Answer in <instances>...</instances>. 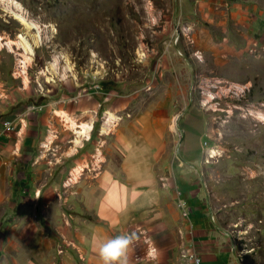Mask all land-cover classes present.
Listing matches in <instances>:
<instances>
[{
    "label": "rangeland",
    "instance_id": "obj_1",
    "mask_svg": "<svg viewBox=\"0 0 264 264\" xmlns=\"http://www.w3.org/2000/svg\"><path fill=\"white\" fill-rule=\"evenodd\" d=\"M15 1L41 37L29 52L20 35L34 40L37 28L12 13L15 3L0 0V106L6 94L13 106L34 101L43 107L45 99L71 103L81 93L92 95L90 138L73 136L67 145L80 147L84 140V151L105 161L108 147L124 154L139 131L150 130L144 155L155 165L145 177L170 188L183 211V197L202 196L212 225L235 244L238 263L264 264V42H244V57L205 51V36L210 47L214 38H235L219 27L221 21L227 29L235 24L225 3L222 14L204 13L216 0ZM262 19L257 39L264 38ZM99 163L87 171L96 174ZM122 164L130 181L132 166L140 163ZM74 189L63 184L58 196L65 199ZM192 251H182L191 264Z\"/></svg>",
    "mask_w": 264,
    "mask_h": 264
},
{
    "label": "crops",
    "instance_id": "obj_2",
    "mask_svg": "<svg viewBox=\"0 0 264 264\" xmlns=\"http://www.w3.org/2000/svg\"><path fill=\"white\" fill-rule=\"evenodd\" d=\"M218 1L213 7L207 2L204 13L222 14L221 5L225 3L235 24L227 29L221 21L219 27L224 36L234 35L235 41L214 38L210 47L205 36V51L211 50L220 58L248 55L246 48L264 42L263 37L257 39L264 0ZM244 42L248 47H241ZM1 102L0 264H102L97 253L99 244L120 234H134L129 264H191L183 250L200 253V264H239L233 252L235 244L229 245L223 231L212 225L202 196L190 192L183 197L192 209L186 217L182 213L188 207L182 210L170 195V188L155 177H145L155 165L150 156L144 155L149 153L147 147L154 136L150 130L144 134L139 131L127 154L121 147H108L111 156L95 161L91 150L84 151L91 131L86 118L95 105L92 95L81 93L71 103L45 99L44 107L34 101L13 106L9 94ZM5 121H12L15 129L4 130ZM76 127L86 128V132L80 135ZM119 135H124L123 129ZM73 136L76 141L77 136L85 138L80 147L76 143L67 145L75 142ZM55 137L57 145L53 144ZM79 151L83 154L78 155ZM128 159L140 163L138 167L130 165V181L122 164ZM96 163L100 170L89 173L87 168ZM79 169L86 171L83 176H78ZM168 182L172 185L173 179ZM67 183L75 189L63 199L58 193ZM149 251L154 259L149 258Z\"/></svg>",
    "mask_w": 264,
    "mask_h": 264
},
{
    "label": "clouds",
    "instance_id": "obj_3",
    "mask_svg": "<svg viewBox=\"0 0 264 264\" xmlns=\"http://www.w3.org/2000/svg\"><path fill=\"white\" fill-rule=\"evenodd\" d=\"M134 243V234H120L99 244L97 253L102 264H129V248ZM154 259L152 252L148 253Z\"/></svg>",
    "mask_w": 264,
    "mask_h": 264
},
{
    "label": "bare ground",
    "instance_id": "obj_4",
    "mask_svg": "<svg viewBox=\"0 0 264 264\" xmlns=\"http://www.w3.org/2000/svg\"><path fill=\"white\" fill-rule=\"evenodd\" d=\"M11 1H12V3H15V5L18 7V10L12 9V13L15 16H17L18 18H20L26 24L27 27L37 28V30H38V31H36V33L34 35V36H36V38L34 40H30V37H28L27 35H24V34L20 35V37L23 39L22 42H23L24 47L29 52H34L35 51V49H34L35 45H36L37 41H39L38 39L41 37L38 24L35 21H33L32 19H29L23 12H20V10H19L20 5H19L18 1H15V0H11ZM32 39H33V37H32Z\"/></svg>",
    "mask_w": 264,
    "mask_h": 264
},
{
    "label": "built area",
    "instance_id": "obj_5",
    "mask_svg": "<svg viewBox=\"0 0 264 264\" xmlns=\"http://www.w3.org/2000/svg\"><path fill=\"white\" fill-rule=\"evenodd\" d=\"M13 129H15V125L12 121H5L4 122V130H13ZM180 205H183L184 207L186 206V202L184 201V199H181ZM184 214L186 216H188L189 215V209H185ZM155 250H156V248L153 247L152 251H155ZM190 256L193 258L192 259L193 264H200L201 263L202 258L198 253L192 251L190 253Z\"/></svg>",
    "mask_w": 264,
    "mask_h": 264
}]
</instances>
